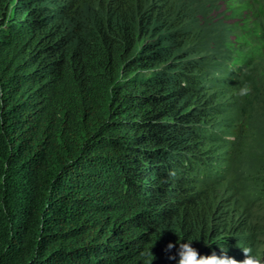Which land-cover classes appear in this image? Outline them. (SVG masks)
<instances>
[{"label": "trees", "instance_id": "1", "mask_svg": "<svg viewBox=\"0 0 264 264\" xmlns=\"http://www.w3.org/2000/svg\"><path fill=\"white\" fill-rule=\"evenodd\" d=\"M160 6L0 0V264H146L149 248L152 264H176L187 240L204 256L260 253L262 141L246 152L257 211L218 195L246 151L249 114L221 118L216 97L247 76L222 73L219 89L217 58L163 59L153 22L175 21L166 36L178 42L200 33L185 35L184 11Z\"/></svg>", "mask_w": 264, "mask_h": 264}, {"label": "rangeland", "instance_id": "2", "mask_svg": "<svg viewBox=\"0 0 264 264\" xmlns=\"http://www.w3.org/2000/svg\"><path fill=\"white\" fill-rule=\"evenodd\" d=\"M155 1L162 9L170 3L184 11L188 20L184 19L183 23L189 27L184 28L185 35H189L194 29H198L200 33L199 37L195 33L196 41H190L192 39L190 37L186 42H183L185 38L178 42L166 36L169 35V29L175 21L170 25H166L164 21L153 22L152 34L148 38L161 43L163 59H168L175 53L189 54L190 57L209 56L211 60L217 58V61L211 63L210 72L213 79L219 82L220 86H217L219 89L225 87L223 81H219L222 73H227L228 78L233 80L240 77L234 74L236 70L247 76L249 92L246 95H239L240 86H237L232 94L227 90L220 91L216 97L217 103H222L221 118L230 119L234 114H243V111H240L243 106L249 114L246 127L249 135L243 138V148L246 151L238 148L237 152L242 155H238V161L235 160L231 166L229 178L220 186L218 195L220 198L230 195L228 202L234 201L237 208L246 204L250 209L257 211L255 207L260 205L261 200L254 197L261 184L254 174L256 169H253L251 163L255 150H250L252 157L246 158V152L251 145H255L254 148L261 146V141L264 145L263 140H260L264 136V7L261 4L264 0ZM48 4L55 5L51 2H47ZM57 20L54 19L55 22ZM214 86L213 82L209 88L214 89ZM208 91L212 93V90ZM258 143L260 145H257ZM240 158L243 161L238 163ZM262 179L264 180V174ZM229 180L232 181L235 194H230L228 187L224 188L230 185ZM222 209L224 208L219 204L216 209L217 215L222 216ZM252 213L257 215L256 212ZM260 216L263 215L259 214L257 217L261 218ZM262 237L264 239V236ZM258 251L264 252V245L260 246Z\"/></svg>", "mask_w": 264, "mask_h": 264}, {"label": "clouds", "instance_id": "3", "mask_svg": "<svg viewBox=\"0 0 264 264\" xmlns=\"http://www.w3.org/2000/svg\"><path fill=\"white\" fill-rule=\"evenodd\" d=\"M264 7V3H261ZM249 92V85L244 83L240 86L238 94L241 96L246 95ZM169 248L174 247V245L169 244ZM245 258L242 261H237L236 259L226 255V250L222 249L225 254L216 255L214 252L211 255L204 256L200 255L199 252L191 246V241L178 242V248L176 254L170 259H174L176 264H264V252L257 253L251 246L241 247ZM146 264H152L154 259L150 252V248L147 250L146 254Z\"/></svg>", "mask_w": 264, "mask_h": 264}, {"label": "bare ground", "instance_id": "4", "mask_svg": "<svg viewBox=\"0 0 264 264\" xmlns=\"http://www.w3.org/2000/svg\"><path fill=\"white\" fill-rule=\"evenodd\" d=\"M142 219V218H141ZM149 221V220H148Z\"/></svg>", "mask_w": 264, "mask_h": 264}]
</instances>
